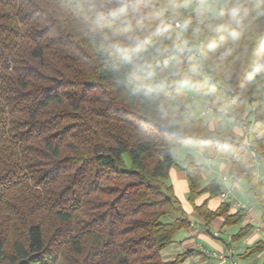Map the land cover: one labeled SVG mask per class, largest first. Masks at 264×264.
I'll return each instance as SVG.
<instances>
[{
	"label": "trees",
	"instance_id": "16d2710c",
	"mask_svg": "<svg viewBox=\"0 0 264 264\" xmlns=\"http://www.w3.org/2000/svg\"><path fill=\"white\" fill-rule=\"evenodd\" d=\"M197 1L0 0V264H183L190 252L160 258L189 227L165 185L181 149L190 204L220 194L217 180L200 189L202 153L246 186L264 226V0H215L204 21ZM181 81L246 109L234 126L250 127V148L173 114ZM228 209L193 211L237 224Z\"/></svg>",
	"mask_w": 264,
	"mask_h": 264
},
{
	"label": "crops",
	"instance_id": "0c3cea01",
	"mask_svg": "<svg viewBox=\"0 0 264 264\" xmlns=\"http://www.w3.org/2000/svg\"><path fill=\"white\" fill-rule=\"evenodd\" d=\"M203 1L198 0L188 10L203 4ZM204 124L208 128L215 130L214 123L208 122ZM229 135L241 137L243 141L245 139L241 126H233L232 132ZM179 151L172 152L176 168L169 171L168 180L165 182V185L171 189L174 198L178 201L180 210L186 216L189 227L175 235L173 242L160 253L161 260L169 263L174 261L179 255L190 252V256L183 264H200L209 262L210 260H216L215 262L219 263L224 262V264H230L231 262H236L237 264H264V249L255 256L247 259L243 258L244 253L255 244L261 243L264 246L262 242L264 226L260 224V211L248 200L246 189H242L240 184L231 185L228 183V186L232 189L228 192L226 199H220L219 195L218 197H210L208 194H202L193 204H190L187 200V181L184 173L181 171L187 153H180ZM191 157L195 164L206 167V172L202 175L200 189H203L212 180H217L220 185V192L227 191L228 186H223L220 182L223 178L226 179L227 177L228 167L225 162L210 161L202 153H192ZM220 175L223 177L219 180L218 177ZM263 182L264 175L262 177ZM223 204L229 206L226 216L233 217L237 213L241 214V219L237 224L225 226V217H218L206 227L202 219L193 211L194 207L199 208L205 205L210 212H215ZM234 204H240L245 209H237L234 207ZM176 218L177 215H174L171 220H175ZM244 228L250 229L247 235L239 240H234L237 234ZM204 251L209 254H205Z\"/></svg>",
	"mask_w": 264,
	"mask_h": 264
},
{
	"label": "rangeland",
	"instance_id": "374dc122",
	"mask_svg": "<svg viewBox=\"0 0 264 264\" xmlns=\"http://www.w3.org/2000/svg\"><path fill=\"white\" fill-rule=\"evenodd\" d=\"M200 4V3H199ZM221 6L220 2H216L215 0H204L203 4L197 5V7H193L189 12L198 11L202 17V20H208L212 18L215 10ZM202 23V22H200ZM162 73L158 74V77L161 76ZM129 81L133 83V79L129 78ZM176 89L173 93H167L166 97L171 104V110L173 114H177V112L181 109H187L190 112V116L192 119H201L204 123L210 122L215 127V130L218 132H222L224 134H229L232 132V128L234 126V121L239 119L241 121H250L251 117L247 118V110H239L230 105H217L209 103L203 96L197 95L191 89V83L188 81H181L176 84ZM152 89V88H151ZM161 93L165 94L163 91ZM208 108L210 111L208 115L204 118L200 117V112ZM216 121V122H215ZM180 153H187L188 151L185 149H181ZM223 177L220 175L218 178ZM242 189H246V186L241 183ZM201 186V183H200ZM170 218H166L163 222H166ZM171 220V219H170ZM216 261V260H215ZM209 261L206 263L200 264H218L219 262ZM219 264H224V262H220Z\"/></svg>",
	"mask_w": 264,
	"mask_h": 264
},
{
	"label": "built area",
	"instance_id": "2783aa9c",
	"mask_svg": "<svg viewBox=\"0 0 264 264\" xmlns=\"http://www.w3.org/2000/svg\"><path fill=\"white\" fill-rule=\"evenodd\" d=\"M174 27H175L176 29H180V25H179L178 23H175V24H174ZM200 45H201V43L198 42V46H197V48H196V55H197L198 57L202 54V50H201V48H200ZM209 112H210V111L208 110V108H205L204 110H202V111L200 112V117H201V118H204L206 115H208ZM241 129H242L243 134H244V136H245L244 144H245L248 148H250V127H249V126H246V125H241ZM254 152H255V150L253 149V150H252V153H254ZM255 165H256V168H259V164H258V163H256ZM220 182H221V184H222L223 186H228V182H227V180H226L225 178H223ZM262 184H263V187H264V182H263ZM231 189H232V188H231L230 186H228L227 191H225V192H220V194H219V198L222 199V200L226 199V196H227L228 192L231 191ZM234 207L237 208V209H240V210H244V209H245V207L242 206V205H240V204H234ZM262 242L264 243V232H263V234H262ZM204 253H205V254H209V253H207L206 251H204ZM230 264H237V263H236V262H231Z\"/></svg>",
	"mask_w": 264,
	"mask_h": 264
}]
</instances>
